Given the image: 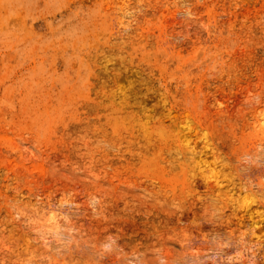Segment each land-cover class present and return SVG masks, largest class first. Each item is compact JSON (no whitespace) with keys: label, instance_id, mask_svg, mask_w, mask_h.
<instances>
[{"label":"rangeland","instance_id":"rangeland-1","mask_svg":"<svg viewBox=\"0 0 264 264\" xmlns=\"http://www.w3.org/2000/svg\"><path fill=\"white\" fill-rule=\"evenodd\" d=\"M0 264H264V0H0Z\"/></svg>","mask_w":264,"mask_h":264}]
</instances>
